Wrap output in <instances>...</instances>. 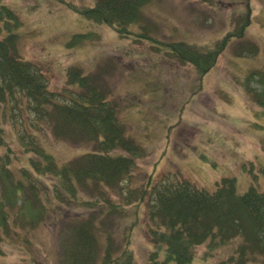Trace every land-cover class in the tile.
<instances>
[{"label": "trees", "instance_id": "trees-1", "mask_svg": "<svg viewBox=\"0 0 264 264\" xmlns=\"http://www.w3.org/2000/svg\"><path fill=\"white\" fill-rule=\"evenodd\" d=\"M58 1L70 12L85 16L90 27L96 23H108L111 26L108 29L112 34L115 35V31L122 34L127 31V39L139 41L141 49L145 46V53L132 52L141 61V65L137 66V79L134 83L135 93L140 95L146 94L148 89H154L156 92L159 89V86L153 82L154 73L150 74L152 70H158V50L168 47L169 54L191 65L200 76L204 77L207 73L214 74L218 69L221 55H225L229 63L238 52L242 58L243 53L249 49L247 45L249 43L244 44L241 39L247 28L253 27L250 24L255 21L254 18L251 19L254 14L253 5L251 2L248 4L250 0H247L246 8L242 13H245L244 15H239L238 11H235L238 16L236 23L242 18V23L238 27L228 26L222 22L221 29L209 38L208 45L202 44L196 47L195 43H189L192 36L187 32L183 33L185 38L182 40L163 42L155 37L158 36L156 29H145V22L142 20L145 6L157 0H95L94 4L86 6L67 0ZM198 1L210 3V0ZM155 13L149 16L152 17L150 23L152 20L159 22L161 19V13ZM17 16L12 8L1 4L0 1V22L5 21L9 26L11 23L14 25ZM258 17L260 19L256 21L258 24L256 27L261 28L260 32L263 29L261 35L263 36L264 10L259 12ZM133 25H136L135 28L138 27L136 31H131L130 27ZM2 29L4 30H0V144H6L7 140L2 124L9 123L12 124V128L17 126V132L13 128L11 141L17 142L25 154H31L28 156V163L22 167L18 186L14 185L6 201L0 198V203L4 205V208L0 209V230L4 229L7 232L12 223L20 228L27 226L17 223L20 215L28 219L33 226L44 223L49 211L56 213L59 210L54 204L64 208L68 206L67 198L77 203H94L80 198L78 192L90 189V184L114 189L123 180H130L136 166L132 156L137 154L139 158L144 157L145 154L144 148L137 145L131 135L126 136V132L123 133V125L118 118L117 103L109 101V98L106 101L105 94L97 97L91 93V88L105 76V67L90 74L79 73L80 69L76 68L78 71H74L73 66L69 67L66 70V78L74 87H78L80 92L77 96L63 95V98H69V102H59L57 97L62 96L61 93L49 90L43 72L14 54L18 38L17 32H14L16 29L6 26ZM129 31L132 34H129ZM220 32L223 34L221 35ZM86 35L87 33H81L75 38L68 37L67 47L78 46L80 41H85ZM213 38L215 40L211 41ZM232 41L236 45L233 46ZM250 50L253 51L251 48ZM262 54L264 56V51ZM259 58L256 70L245 73L244 79L239 82L242 84L241 94L250 96L256 105L254 110L250 107L246 112L251 116H258L256 120L264 125V59L260 56ZM112 75L114 76V73ZM110 76L111 74L106 75L105 79L107 81L110 79L109 83L112 84ZM201 83L205 84V80L196 81V84L183 90L187 93L186 98H182L194 100L203 88L200 87ZM250 83H259L263 88L258 91L257 88H252ZM68 84L71 86L69 82ZM222 95H227L223 93V89ZM8 97H13L15 102V106L10 110H6L5 107ZM228 100L231 105H235V102L239 104L237 100L227 95L226 101ZM16 110L27 111L29 123L21 125ZM180 120L181 117H178L177 121ZM242 120L237 116V121L242 122ZM46 125L51 127L53 136H57L62 144L64 142L82 144L86 148L82 152L74 148L72 151L76 154L72 160L57 161L51 154L49 146L46 147L45 142L38 140L41 133L39 128L44 131ZM20 127L22 131L19 130ZM253 128H250L251 132L253 130L255 133L258 131L264 134V127ZM262 140L264 142V139ZM10 154L14 153L8 147L7 151L0 155V171L3 176L7 172L12 173ZM170 177L171 179L169 176L163 178L160 184L155 183L152 188L153 192H156L155 198L148 202L149 208L144 212L147 218L144 235L152 246L147 256L148 264H193L196 253L203 259L199 264H215L212 258L217 250L234 240L238 242L240 240V244L232 249L228 257L224 258L223 254H220L222 257L220 256L216 264H264V185H261L262 183L251 182L245 192L239 193L236 178L227 177L218 182L213 191H207L197 188L186 179ZM45 194L48 196L51 194L49 196L51 201L44 198ZM18 200H21V203H18ZM130 202L128 201V204ZM111 209L112 206L108 208L110 211ZM125 209L123 208L122 213H125ZM140 209V204H136L129 208L128 215L139 218ZM112 211H120V209L116 208ZM11 213L18 216H13L10 220ZM97 218L91 217L76 222L74 220L71 227L64 224L75 245L77 243V251L71 257V264H127V262L132 264L131 250L124 252L119 246L117 249L110 229L104 230L102 227L104 223L101 219L98 222ZM136 224L127 226L129 235L140 227ZM3 231H0V235ZM9 234L7 233L5 239L1 236L9 246L17 242L25 249L24 246H27L24 242L25 238H20L18 232L13 236ZM100 236L104 237V241L107 240L106 245L99 243ZM26 251L28 253V250ZM2 257L0 252V258Z\"/></svg>", "mask_w": 264, "mask_h": 264}, {"label": "rangeland", "instance_id": "rangeland-1", "mask_svg": "<svg viewBox=\"0 0 264 264\" xmlns=\"http://www.w3.org/2000/svg\"><path fill=\"white\" fill-rule=\"evenodd\" d=\"M0 1L1 4L12 8L18 14L17 22L14 25L12 23L10 26L6 25L5 21L0 22V30H4L2 27L5 28V26L16 29L14 32H17L18 38L14 47V54L43 72L49 90L61 93L62 96L57 97L59 102H69V98H63V95L77 96L80 92V89L74 87L72 82L66 78V70L69 67L73 66L74 71H78L76 69L78 68L80 69L79 73L85 72L86 74L97 72L100 68L105 67L104 74L105 76L111 74L112 84L109 83L110 79L107 81L104 76L100 78L95 87L91 88V93L97 97L105 94L106 101L109 98V101L117 103L118 118L123 125V133L127 132V134L125 133L126 136L143 138V143H140L139 146L144 148L145 154L144 157L139 158H137V154L132 156L136 166L130 180H123L114 189L90 184V189L78 192L80 198L94 202L92 204L77 203L75 200L69 201L67 198L66 202L69 203L66 208L54 204L59 210L56 213L49 211L47 220L36 226L31 225V222L24 216L17 215L19 217L17 223L27 226L22 228L17 226V228L16 224L12 223L7 232L4 229L0 230H4L0 235V252L3 255L0 258V264H63L64 255L61 245L56 246L55 240L61 243L60 240L65 236V233L69 236L64 224L71 227L74 220L75 222L83 221L91 217H98V222L101 219V222L104 223L102 225L104 230L110 229L117 249L119 246V249L124 252L131 250L130 263L148 264L147 256L151 249L145 241V239L147 240L144 235L147 218L144 212L149 208L147 207L148 202L150 203V200L153 201L155 198L156 192L152 190L155 183L160 184L163 178L177 175L189 180L199 188L213 191L217 181L224 177L233 176L236 178L239 193L245 192L251 182L264 185V142L262 140L264 134L258 131V133L253 130L250 131L251 127L262 129L264 125L256 120L259 118L258 116H251L250 113L243 110L242 107L249 110L252 107L254 110L256 105L250 96L241 94L240 87L242 88V86H239L238 80L235 79L234 68L231 69L223 60L218 65V72L213 77L209 76L204 88L198 92L194 100L189 101L183 99L186 98V94L183 98L176 96L181 95L182 86H187L188 82L193 81V79L199 81V76L194 73L195 71L198 75L197 70L180 61L173 54H169L168 47L158 50V70H152L150 74L156 75L153 82L159 86V89L149 98L143 109L150 117L148 123L150 130L153 128V131H149L150 134H147V131L143 133L137 126V120L127 119L121 114V107L126 104L133 111L132 106L137 101L136 94L130 92V89L136 82L137 66L141 65V61L132 52L145 53V46L141 49L139 41L127 39V31L124 33L126 35L116 31L115 35L112 34V31L108 29L111 28L108 23H96L90 27L85 16L73 11L70 12L58 0ZM67 1L85 6L95 2V0ZM248 2V4L251 2L253 5V16L256 15V17L254 16L255 21L251 24L253 27L250 29V35L255 37L261 29L260 27L257 29L256 21L260 19L258 17L259 12L264 10V0H250ZM245 4L247 5V0H210V3H201L198 0H157L145 6L143 13L145 15H143L142 20L145 22V29H156L158 36L155 37L163 42L182 40L185 38L183 33L187 32L192 36L189 43H195L196 47H200L202 44H209V38L218 29H221L222 22L226 21L231 26L238 27L242 23V18L239 23H236L238 16L235 11H238L239 15H244L245 13H242L246 8ZM155 12L161 13V19L159 22L152 20L150 23L149 20L152 17L149 16L156 14ZM134 26L136 25L130 27L131 31L137 30L138 27L135 28ZM131 31L129 34H132ZM81 33H87L85 41H80L76 47H67L68 37L75 38ZM258 38L264 41V35ZM248 65L252 66L251 63ZM254 66L256 67V65ZM223 86L227 88L226 91H229L231 96L236 95L239 104L236 105L235 102V105H231L229 100L226 101V96L222 95ZM251 87L257 88L259 91L263 85L253 83ZM141 97L144 98V95ZM118 98L121 105L118 103ZM161 99L164 110L158 107V102ZM178 100L182 101L185 107L182 116L179 112L181 103L178 102L175 105ZM6 102V110L15 106L13 97H8ZM131 104L133 105L131 106ZM167 111L170 112L169 115H167ZM171 112L173 117H171ZM10 113L12 114L11 111ZM16 114L21 125L29 123L27 111L16 110ZM232 114L234 118L240 116L243 119L242 122H234L230 116ZM155 116H157L158 123L154 119ZM178 117L183 119V122L178 124L181 133H177L178 128L176 126L172 132L173 144H170L169 137L167 141L164 133L165 130L169 131L168 126H165L161 120L175 122ZM31 124L34 126L33 123ZM2 125L7 140L6 144H0V155H3L8 147L14 153L10 154L12 173L7 172L3 176L0 171V198H4L6 201L14 185L18 186L23 171L22 167L28 163V156L31 154H25L17 142L11 141L13 128L17 132V126L12 128V124L9 123ZM39 129L41 135L39 134L38 140L45 142L46 147L49 146L51 154L57 161L61 159L72 160L76 154L72 151L74 148L81 152L86 148L82 144L69 142L62 144L57 136H53L50 126L46 125L44 131L41 130V127ZM19 130L22 131V128L20 127ZM236 159L237 162H234ZM105 190L106 192H104ZM43 196L51 201L49 198L51 194ZM128 201H137V205L140 204L141 208L140 217L137 218V226L140 225V227L130 235L127 226L132 216L126 213L124 216L117 211L108 210V207L114 203L130 206V204L126 205ZM18 203H21V200H18ZM1 208H4V205L0 203ZM13 216L17 217L11 213L10 220ZM97 221L94 222L98 224ZM51 228L54 237L48 239L47 236L51 234ZM63 229L65 232H61ZM16 232L20 238H25L24 242L27 245L24 246L25 249L20 246V243L13 242V245L9 246L4 240L7 238V233H10L9 236H13ZM99 242L107 244V240H100ZM238 244H240V240L239 242L234 240L223 248L221 247L212 258V262L216 264L220 254H223L224 258L228 257L232 253V249L236 248ZM38 251L42 252L39 253ZM197 255L195 260L202 263L200 254Z\"/></svg>", "mask_w": 264, "mask_h": 264}]
</instances>
